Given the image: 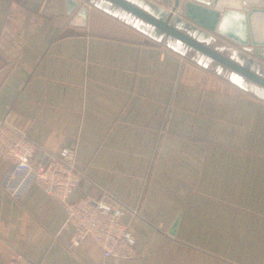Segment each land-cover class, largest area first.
Segmentation results:
<instances>
[{"label": "crops", "instance_id": "1", "mask_svg": "<svg viewBox=\"0 0 264 264\" xmlns=\"http://www.w3.org/2000/svg\"><path fill=\"white\" fill-rule=\"evenodd\" d=\"M72 21L65 0H0V120L51 156L74 145L73 201L107 193L158 234L133 260L75 248L60 203L12 198L0 160V264H264V98L104 13Z\"/></svg>", "mask_w": 264, "mask_h": 264}, {"label": "water", "instance_id": "2", "mask_svg": "<svg viewBox=\"0 0 264 264\" xmlns=\"http://www.w3.org/2000/svg\"><path fill=\"white\" fill-rule=\"evenodd\" d=\"M156 1V0H155ZM65 0L72 25L94 9L237 88L264 98V0ZM227 47L219 48L220 44ZM178 222L170 236L175 237Z\"/></svg>", "mask_w": 264, "mask_h": 264}, {"label": "built area", "instance_id": "3", "mask_svg": "<svg viewBox=\"0 0 264 264\" xmlns=\"http://www.w3.org/2000/svg\"><path fill=\"white\" fill-rule=\"evenodd\" d=\"M0 160L7 165L2 187L12 198L22 201L33 188H38L60 203L74 230L73 247L92 238L101 248L104 260L119 262L146 255L158 231L138 211L107 193L101 199L73 201L85 176L78 170L75 148L69 143L59 155L51 156L25 132L0 120ZM1 264L32 263L19 254Z\"/></svg>", "mask_w": 264, "mask_h": 264}, {"label": "rangeland", "instance_id": "4", "mask_svg": "<svg viewBox=\"0 0 264 264\" xmlns=\"http://www.w3.org/2000/svg\"><path fill=\"white\" fill-rule=\"evenodd\" d=\"M27 134V133H26ZM72 147H75L74 145H72ZM75 151H76V148H75ZM76 164H77V161H76ZM133 210H136V211H138L139 213H140V216L144 219V220H146L145 219V217H144V215H143V213L140 211V210H137L136 208H134ZM154 227V226H153ZM155 229H157L156 227H154ZM158 234V233H157ZM157 236V235H156Z\"/></svg>", "mask_w": 264, "mask_h": 264}]
</instances>
